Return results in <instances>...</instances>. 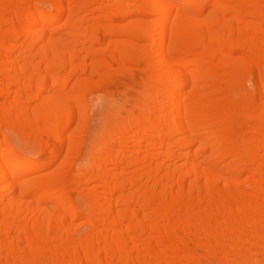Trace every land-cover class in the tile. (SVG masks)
Returning <instances> with one entry per match:
<instances>
[{"label": "bare ground", "instance_id": "bare-ground-1", "mask_svg": "<svg viewBox=\"0 0 264 264\" xmlns=\"http://www.w3.org/2000/svg\"><path fill=\"white\" fill-rule=\"evenodd\" d=\"M0 264H264V0H0Z\"/></svg>", "mask_w": 264, "mask_h": 264}, {"label": "rangeland", "instance_id": "rangeland-1", "mask_svg": "<svg viewBox=\"0 0 264 264\" xmlns=\"http://www.w3.org/2000/svg\"><path fill=\"white\" fill-rule=\"evenodd\" d=\"M95 109V108H94ZM93 108L91 109V117H90V126L91 125H95L94 123L96 122V120H95V122L93 123V120L96 118V115H97V111H96V109L94 110ZM94 110V111H93ZM96 111V112H95ZM93 117H94V119H93ZM92 126V127H93Z\"/></svg>", "mask_w": 264, "mask_h": 264}]
</instances>
